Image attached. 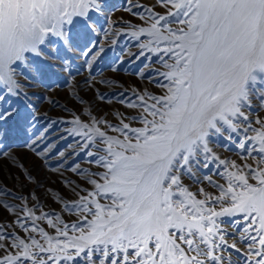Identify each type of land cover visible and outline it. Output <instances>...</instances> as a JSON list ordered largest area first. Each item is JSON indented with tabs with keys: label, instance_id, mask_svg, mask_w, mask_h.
Returning a JSON list of instances; mask_svg holds the SVG:
<instances>
[{
	"label": "snow or ice",
	"instance_id": "1",
	"mask_svg": "<svg viewBox=\"0 0 264 264\" xmlns=\"http://www.w3.org/2000/svg\"><path fill=\"white\" fill-rule=\"evenodd\" d=\"M0 264H264V0H0Z\"/></svg>",
	"mask_w": 264,
	"mask_h": 264
},
{
	"label": "rangeland",
	"instance_id": "2",
	"mask_svg": "<svg viewBox=\"0 0 264 264\" xmlns=\"http://www.w3.org/2000/svg\"><path fill=\"white\" fill-rule=\"evenodd\" d=\"M113 3H114L117 7H120V6L122 5V0H113ZM117 15H121V13H120V12H117ZM100 67H103V65H101ZM143 86H144V87H147V88H149V89H152V87H153V85L148 84L147 82H144V85H143ZM59 98L61 99V102H63V93H61V95H60ZM53 115H55V113H53ZM220 151H222L224 155H227V156H229L230 158L235 159V157H232V156H233V153H232V152H229V151H227V150H225V149H220ZM5 183H8L9 186H11V183H10L9 181L6 180ZM53 195H55V193H53Z\"/></svg>",
	"mask_w": 264,
	"mask_h": 264
},
{
	"label": "bare ground",
	"instance_id": "3",
	"mask_svg": "<svg viewBox=\"0 0 264 264\" xmlns=\"http://www.w3.org/2000/svg\"><path fill=\"white\" fill-rule=\"evenodd\" d=\"M232 157H235V155L233 154V156ZM236 158V157H235Z\"/></svg>",
	"mask_w": 264,
	"mask_h": 264
}]
</instances>
